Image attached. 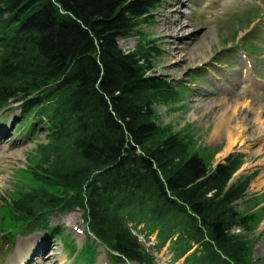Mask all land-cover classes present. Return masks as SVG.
<instances>
[{
	"label": "trees",
	"instance_id": "16d2710c",
	"mask_svg": "<svg viewBox=\"0 0 264 264\" xmlns=\"http://www.w3.org/2000/svg\"><path fill=\"white\" fill-rule=\"evenodd\" d=\"M161 1L0 0V112L18 103L20 127L45 135L25 169L31 187L2 206L3 230L58 234L50 216L78 209L114 260L158 264L168 245L172 262L254 264L258 171L232 181L243 153L212 167L191 135L160 124L156 106L179 87L153 73L156 46L119 44L155 22Z\"/></svg>",
	"mask_w": 264,
	"mask_h": 264
},
{
	"label": "rangeland",
	"instance_id": "374dc122",
	"mask_svg": "<svg viewBox=\"0 0 264 264\" xmlns=\"http://www.w3.org/2000/svg\"><path fill=\"white\" fill-rule=\"evenodd\" d=\"M177 1L162 0L154 14L155 22L141 25L138 33L120 38L119 44L125 50H134L142 40L157 47L161 54L155 57L153 73L166 77L180 90L177 100L156 106L158 122L170 124L175 132L191 135L197 150L212 167L231 153H243L245 163L235 178L246 171H258L248 189V198L257 196L255 200H262L260 206H263L264 152L256 154V151L264 140L254 142L250 148L238 144L222 156L226 141L211 137V132L226 98L247 93L249 100L252 97L264 106V0H182L176 4ZM177 19L183 24L179 32ZM247 63L251 68L250 77L258 86L248 82L243 74ZM22 115L17 103L0 112V216L4 211L2 206L19 188L31 187L25 169L30 168L36 145L45 137L39 126L32 131L29 130L31 123L20 127ZM2 219L9 222L6 213ZM0 224L3 226H0V264H16L21 258L16 257L19 246L41 235L54 246L46 250L53 251L51 264H63L62 261L64 264H103V260L104 264H139L115 261L110 251L89 233L78 209L50 216L53 227L65 230L58 235L31 228L18 233L8 229V233L7 229L3 230L7 226L1 221ZM254 226L247 233L237 232L245 233L250 242L252 262L264 264V209ZM138 233L145 234L141 229ZM155 241L156 233L144 237L151 251V242ZM167 246L155 254L157 263L182 264L181 260L172 262Z\"/></svg>",
	"mask_w": 264,
	"mask_h": 264
},
{
	"label": "bare ground",
	"instance_id": "6f19581e",
	"mask_svg": "<svg viewBox=\"0 0 264 264\" xmlns=\"http://www.w3.org/2000/svg\"><path fill=\"white\" fill-rule=\"evenodd\" d=\"M180 3H182V0L176 2V4ZM177 22L180 23L179 19H177ZM182 29L183 24L180 23V28L176 29V31L179 32ZM250 69L247 63L243 74L248 82L258 86L250 77ZM219 100L221 102V99ZM223 103L224 108L219 116L214 119L215 126L211 132V137L226 141V147L221 152L222 156L228 154L238 144L245 148H250L254 142L264 140V106L262 104L252 97L249 100L247 93L242 97L226 98ZM262 152H264V144L260 145L256 154H261ZM48 243L42 235L34 240L25 241L22 243V247L21 245L19 246L16 257L21 258L16 264H51L54 261V255L52 254L53 251L46 252L51 247ZM53 248L54 246L51 247V249ZM62 263L64 264V261Z\"/></svg>",
	"mask_w": 264,
	"mask_h": 264
},
{
	"label": "water",
	"instance_id": "95a60500",
	"mask_svg": "<svg viewBox=\"0 0 264 264\" xmlns=\"http://www.w3.org/2000/svg\"><path fill=\"white\" fill-rule=\"evenodd\" d=\"M240 174H241V173H240ZM240 174H239V175H240Z\"/></svg>",
	"mask_w": 264,
	"mask_h": 264
}]
</instances>
